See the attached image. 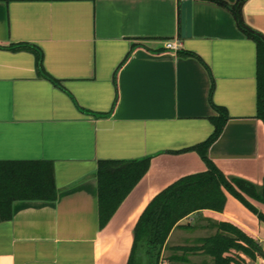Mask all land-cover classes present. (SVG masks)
<instances>
[{
  "label": "crops",
  "instance_id": "0c3cea01",
  "mask_svg": "<svg viewBox=\"0 0 264 264\" xmlns=\"http://www.w3.org/2000/svg\"><path fill=\"white\" fill-rule=\"evenodd\" d=\"M222 1L193 0L183 38L182 0H0V163L35 167L45 195L14 200L12 218L0 221V264H128L148 205L207 170L194 148L214 131V104L229 118L208 155L227 178L256 187L258 197H246L257 212L226 191L222 211L178 222L160 264H213L175 247L200 246L221 220L264 249L259 47L247 31L264 39V0L242 4L245 29L238 0ZM146 158L148 171L101 228V165Z\"/></svg>",
  "mask_w": 264,
  "mask_h": 264
},
{
  "label": "trees",
  "instance_id": "16d2710c",
  "mask_svg": "<svg viewBox=\"0 0 264 264\" xmlns=\"http://www.w3.org/2000/svg\"><path fill=\"white\" fill-rule=\"evenodd\" d=\"M212 1L227 5L222 0ZM244 1L238 0L233 10L240 26L245 29L241 19ZM247 31L257 40L259 47L258 117L264 122V39L250 30ZM22 46L34 49L38 54V63H42L37 48L26 44L14 47ZM183 54L193 55L191 52ZM214 107L218 111V116L213 119L214 131L205 142L194 148L206 162L207 170L177 180L148 205L135 227V241L128 264H160L166 240L178 222L201 210L222 211L226 203V191L257 212L246 197V195L258 197L256 187L243 179L227 178L208 155L210 145L219 138L229 118L225 108L215 104ZM149 164L150 158L131 164L101 165L99 169L101 228L110 221L123 200L148 171ZM37 174L35 167H17L0 163V221L12 218L14 200L45 196L41 193L43 189L41 183L37 181L38 179L35 180L34 176ZM54 196L55 193L47 197ZM260 217L264 219V214H260ZM214 226L216 232L202 238L200 246L175 248L182 250L184 254L201 251L212 258L213 264H250L247 258L253 261L258 257H264V249L258 239L236 223L221 220L215 222Z\"/></svg>",
  "mask_w": 264,
  "mask_h": 264
},
{
  "label": "water",
  "instance_id": "95a60500",
  "mask_svg": "<svg viewBox=\"0 0 264 264\" xmlns=\"http://www.w3.org/2000/svg\"><path fill=\"white\" fill-rule=\"evenodd\" d=\"M193 25V0L181 2V34L183 38L192 36Z\"/></svg>",
  "mask_w": 264,
  "mask_h": 264
},
{
  "label": "built area",
  "instance_id": "2783aa9c",
  "mask_svg": "<svg viewBox=\"0 0 264 264\" xmlns=\"http://www.w3.org/2000/svg\"><path fill=\"white\" fill-rule=\"evenodd\" d=\"M165 47H166V49H170V50H178L179 44L174 42V41H167L165 43Z\"/></svg>",
  "mask_w": 264,
  "mask_h": 264
},
{
  "label": "rangeland",
  "instance_id": "374dc122",
  "mask_svg": "<svg viewBox=\"0 0 264 264\" xmlns=\"http://www.w3.org/2000/svg\"><path fill=\"white\" fill-rule=\"evenodd\" d=\"M180 254H181V252H180ZM247 260L249 261V263H251V259L247 258ZM194 261H197V258Z\"/></svg>",
  "mask_w": 264,
  "mask_h": 264
}]
</instances>
